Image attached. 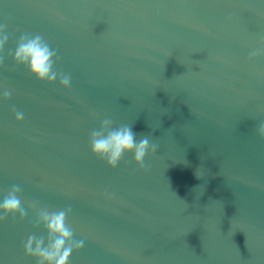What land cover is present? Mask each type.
<instances>
[{
	"label": "water",
	"instance_id": "1",
	"mask_svg": "<svg viewBox=\"0 0 264 264\" xmlns=\"http://www.w3.org/2000/svg\"><path fill=\"white\" fill-rule=\"evenodd\" d=\"M3 24L0 200L19 185L27 214L0 221V264H36L31 203L71 208L67 264H264V0H0ZM24 33L69 88L13 63ZM105 117L159 146L145 169L91 154Z\"/></svg>",
	"mask_w": 264,
	"mask_h": 264
},
{
	"label": "clouds",
	"instance_id": "2",
	"mask_svg": "<svg viewBox=\"0 0 264 264\" xmlns=\"http://www.w3.org/2000/svg\"><path fill=\"white\" fill-rule=\"evenodd\" d=\"M7 24L0 25V49L5 46L9 36L5 29ZM264 54V48L250 53L248 59L254 60ZM13 63L24 67L28 74L39 82L59 83L61 88H69L71 76L55 67L57 61L56 50L41 34L24 33L16 41ZM2 62V60H0ZM12 94L11 89H5L2 98L6 101ZM15 112V120L20 122L24 118L21 111ZM257 135L264 139V123L259 124ZM88 146L91 154L104 161L109 168H115L126 154H132V163L139 169H145L146 155H155L158 145L152 143L148 135L139 139L129 124H116L111 118L105 117L99 127L89 133ZM22 189L19 185L8 188L0 200V221L9 215L19 216L23 220L26 210L21 198ZM28 207L35 211L34 226L42 227L46 235L31 234L23 245L24 255L36 260V264H67L73 251L83 246V240L74 239L75 229L68 222L71 208L49 209L38 207L31 203Z\"/></svg>",
	"mask_w": 264,
	"mask_h": 264
}]
</instances>
